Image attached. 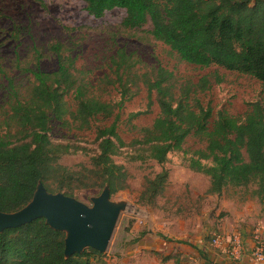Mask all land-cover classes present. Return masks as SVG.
Wrapping results in <instances>:
<instances>
[{"label":"trees","instance_id":"trees-1","mask_svg":"<svg viewBox=\"0 0 264 264\" xmlns=\"http://www.w3.org/2000/svg\"><path fill=\"white\" fill-rule=\"evenodd\" d=\"M82 1L84 11L94 19L115 9L124 10L121 26L127 30H138L149 23L148 34L181 62L247 76L264 87V0ZM48 51L56 59V70L44 73L39 63L23 69L20 73L30 75L26 85L10 78L0 67L6 81L5 101L0 107V212L12 213L24 207L39 182L48 192L69 197L75 191H102L105 186L110 196L126 190L129 175L114 158L127 146L132 150V162L151 160L161 167L171 153L181 152L190 171L208 178L206 194L220 196L226 189L244 190L250 199L264 202L261 102L248 104L242 117L220 110L214 118L213 109L197 98L210 88V77L176 86L172 74L159 68L152 80L143 78L148 92L156 96L159 113L150 127L140 130V138L126 145L117 133L115 112L126 97L130 57L119 50L110 59L111 76L101 79L94 88L76 69L74 59L63 55L61 43L50 44ZM34 54L39 57L38 51ZM215 81L221 82L218 77ZM101 84L118 88L121 100L103 102L97 96L105 89ZM97 118L115 120L97 129V152L89 157V166L78 170L62 166L59 161L64 155L86 150L53 142L51 124L84 131ZM189 138L196 139L202 148L185 151ZM168 176L162 169L153 178H145L138 203L154 207L164 193ZM64 239V233L52 230L43 219L6 229L0 232V264H93L104 256L87 248L66 259ZM195 250L202 264H216L208 252Z\"/></svg>","mask_w":264,"mask_h":264},{"label":"rangeland","instance_id":"rangeland-1","mask_svg":"<svg viewBox=\"0 0 264 264\" xmlns=\"http://www.w3.org/2000/svg\"><path fill=\"white\" fill-rule=\"evenodd\" d=\"M84 7L82 0H0L2 71L24 85L30 75L20 73L23 69L35 68L39 63L40 71H55L56 59L48 46L58 42L64 46L63 55L73 58L76 69L96 88L101 79L111 76L110 59L124 50L132 65L127 71L130 81L123 106L115 116L117 133L126 145L140 138V130L150 127L159 113L156 96L148 92L143 81L145 76L152 80L159 68L172 74L171 81L175 80L176 86L210 77V88L197 98L203 106L213 109L214 118L220 110L242 117L248 104L264 105V87L256 80L216 67L202 69L181 62L167 46L148 34L149 23L138 30L124 29L121 26L124 10L115 9L101 19H94ZM35 50L39 57L35 56ZM216 77L220 83H216ZM101 88L105 86L101 84ZM5 93L6 81L0 75V107L4 105ZM97 94L103 102L121 100V91L115 86ZM114 120L97 118L84 131L67 130L53 122L50 132L53 142L86 150L71 151L59 163L71 170L89 166V157L97 152V129L110 126ZM200 148L202 145L194 138L187 139L184 145V150L189 152ZM121 152L114 161L125 167L128 188L112 195L111 200L125 202L126 210L119 216L104 256L93 264H175V260L178 264H202L195 249L212 255L227 250V246L215 248L211 241L216 234L223 233V245L228 244L230 228L236 227L230 206L250 199L247 192L226 189L220 196L206 194L208 178L190 171L187 157L181 152L171 153L163 167L151 160L132 162L129 146ZM162 169L169 175L163 195L154 207L139 204L144 179L153 178ZM100 193L98 189L80 190L72 198L90 206V199ZM247 226H256V223ZM169 256L171 259L167 260Z\"/></svg>","mask_w":264,"mask_h":264},{"label":"water","instance_id":"water-1","mask_svg":"<svg viewBox=\"0 0 264 264\" xmlns=\"http://www.w3.org/2000/svg\"><path fill=\"white\" fill-rule=\"evenodd\" d=\"M90 202L88 206L62 193H50L39 182L24 207L12 213L0 212V232L43 219L49 228L64 233L66 259L87 248L103 254L127 204L112 201L108 186Z\"/></svg>","mask_w":264,"mask_h":264},{"label":"crops","instance_id":"crops-1","mask_svg":"<svg viewBox=\"0 0 264 264\" xmlns=\"http://www.w3.org/2000/svg\"><path fill=\"white\" fill-rule=\"evenodd\" d=\"M236 209H238V211ZM230 210H231V215L233 217V221H235L236 223V227L232 226L233 228L232 227L230 228L232 229L230 234L234 235L239 233L241 235V238L244 241V250L239 260L237 261L232 260L228 254V251L227 250L225 251L224 249L220 252V254L212 255L210 253V255L213 261L215 257L214 263L253 264L251 260V249L253 247L251 235L255 228H260L264 240V202L260 203L256 199H251V200L248 199L243 203H236L235 206H233L232 203L230 206ZM249 223L252 224L256 223V226L249 227L247 226ZM226 246L227 245H223L222 247L226 248ZM202 251L204 250L202 249ZM223 251L225 252V254L222 253Z\"/></svg>","mask_w":264,"mask_h":264},{"label":"built area","instance_id":"built-area-1","mask_svg":"<svg viewBox=\"0 0 264 264\" xmlns=\"http://www.w3.org/2000/svg\"><path fill=\"white\" fill-rule=\"evenodd\" d=\"M251 239L253 247L251 249V260L253 264L264 263V240L262 237L261 229L255 228L252 232ZM225 236L223 233H218L214 236L211 243L215 248L223 246ZM244 250V241L239 233L231 235L227 244V251L230 258L234 261L239 260Z\"/></svg>","mask_w":264,"mask_h":264}]
</instances>
